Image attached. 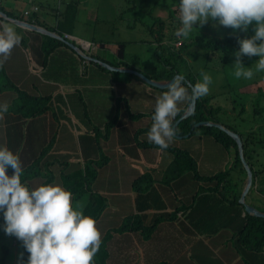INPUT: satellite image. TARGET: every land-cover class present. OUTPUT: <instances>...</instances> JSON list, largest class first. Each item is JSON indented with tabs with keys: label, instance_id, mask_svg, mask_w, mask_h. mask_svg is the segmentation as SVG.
<instances>
[{
	"label": "crops",
	"instance_id": "crops-1",
	"mask_svg": "<svg viewBox=\"0 0 264 264\" xmlns=\"http://www.w3.org/2000/svg\"><path fill=\"white\" fill-rule=\"evenodd\" d=\"M54 1L4 0L1 7L11 17L49 31L56 32L57 26H62L66 33L71 31L68 35L77 47L74 51L59 46L46 57L45 35L11 22L7 23L9 27L5 22L0 24V32L11 28L22 36L2 66L11 86L0 93V104L8 106L0 114V145L5 142L22 160V167L26 166L25 183L35 187L48 177L54 181L55 172H61L62 167L55 171L52 168L64 160H69V164L63 173L72 175L83 173L90 163L104 159L105 163L96 168L91 186L106 200V208L97 220L103 228L118 227L125 216L137 215L147 226L156 217L176 214L173 219L163 218L156 224L149 240L142 239L138 232L112 234L107 243L106 264H124L121 252L131 245L140 247L141 242V257L150 247H156L169 264H245V258L250 264H261V257L257 256L255 262L251 252L237 244L246 220L242 207L226 200L219 193V185L216 189L213 183L203 184L188 170H176L175 156L170 150L147 146L153 144L147 136L152 125L153 99L156 101L165 91L157 92L136 81L126 85L132 79L115 75L125 72L111 71L100 64L118 63L123 55L119 49L124 47L111 36L104 20L106 15L97 13L93 0H63V6L78 12L71 13L72 20L68 23L66 14L53 11ZM16 5L29 15L24 17ZM34 6L39 11L32 12ZM77 25L85 31H77ZM11 91H15V96ZM24 94L31 98L49 97L44 113L30 116L26 107L28 97ZM185 104L184 101L178 105L177 114ZM29 105L30 111L40 106L38 102ZM143 133L144 140L138 135ZM3 134L7 135L6 141L1 139ZM198 135L199 139L193 140ZM210 139L200 130L188 138L174 139L169 147L187 151L197 164L207 157L210 168L199 169L208 176L209 172H223L230 165L225 154L220 152L218 158L219 147ZM166 171L171 175H166ZM146 173L145 178L151 180L148 190L143 193L133 190V182ZM241 177L235 173L231 179L227 178L236 194L243 187ZM145 183L140 181L141 186ZM262 188L264 173L255 176L247 203L264 212ZM196 191L202 193L194 201ZM78 200L77 208H84L88 193ZM136 257L132 255L129 264H147L143 260L138 263Z\"/></svg>",
	"mask_w": 264,
	"mask_h": 264
},
{
	"label": "clouds",
	"instance_id": "clouds-1",
	"mask_svg": "<svg viewBox=\"0 0 264 264\" xmlns=\"http://www.w3.org/2000/svg\"><path fill=\"white\" fill-rule=\"evenodd\" d=\"M3 1L4 0H1L0 7H2ZM178 9L180 24V27L176 30V35L178 36L187 37L194 29H196L193 27L194 25L202 26L210 20L215 21L214 26L218 25L224 28H231L233 31L241 30L246 32L249 26H252L253 34L245 39L238 40V50L233 53V56L235 57L232 64L235 69L234 74L237 78L243 77L251 79L253 77L254 73L251 68L244 67L243 65L244 57L249 59L257 57L258 59L255 61L256 71H264V0H178ZM33 10V12L39 11L37 6H34ZM0 12L6 14L2 9H0ZM6 15L8 18L39 27L26 20L14 18L8 14ZM28 15V11L23 13L24 17ZM0 19H2L0 24L4 21L11 22L2 16H0ZM13 24L16 25L15 23ZM42 29L58 35L62 39L46 34L43 35L65 42L66 46L77 51V47L71 42L68 34L63 35L49 31L45 28ZM21 39L22 37L11 28H5L0 32V67L3 66L8 59L11 50L20 43ZM176 42L179 43V47L181 42ZM100 64L102 65V63ZM124 69L133 70L126 67H124ZM200 75L202 80L191 86L190 94L189 89L187 88L190 84L188 81H186L187 84H185V78L180 74L175 75V78L173 77L174 79L172 78L173 80L167 88H163L167 91L155 101L151 117L152 125L147 132L148 139L153 144L147 146L156 147L160 150L168 149L174 154L177 153L176 150H180L179 148L169 147L174 139L181 140L188 138L197 131H200V129H198L200 127H213L205 125L195 127V124L199 122L219 124L212 121L202 120L195 123L188 132L181 133L182 131L178 128L179 124L187 119L194 112L193 110L187 118H184L174 126L175 122L186 112L190 103L195 101L196 104L197 99L206 96L209 93L210 85L213 82L212 76L203 71ZM145 85L151 89L155 88L146 83ZM163 89H161V91H163ZM185 100L189 102V105L185 104L177 114L178 105ZM7 108V104H0V114L6 112ZM221 126L224 127L223 125ZM224 128L228 129L227 127ZM231 132L236 133L239 136L237 132ZM138 135H142L144 140L146 134L143 133ZM241 143L243 142L241 141ZM104 163V159L100 162L90 163V166H87L83 173L80 172L79 174L66 175V173L63 172L66 166H68L69 160H64L63 163L52 168L55 171L57 168L61 169L62 167L61 172L58 174L55 172L56 178L54 181L48 177L43 184L33 187L26 184L25 179L24 181L21 179L23 167L19 156L13 153L7 146L0 145V219L3 221L0 223V230L10 236V239L8 240L16 241L18 246L21 244L24 251L18 257L17 264H92L93 257L99 251L102 243L101 239L105 234L102 233L101 235L96 227L98 222L92 217L83 214L82 207L80 209L77 208L79 207L78 198L81 199L82 195L79 196L78 193L71 192L69 182L72 184L75 181L81 180L86 189H89L93 194H97L105 200L103 196L94 192L91 188L96 177V168L102 166ZM9 169L11 170V174L9 173ZM225 171H227V169ZM146 175L147 173L143 174L138 180ZM91 176H93V178L88 184L86 179ZM229 177L231 179V176ZM246 181L247 173L243 180L241 191L240 189L239 191L236 190L237 194L234 191L232 193H227L223 190L227 183H229V180L226 178L219 184V193L221 194L223 191V195H221L226 200L230 201V203L234 202V200L237 201L238 206L242 207L245 216H253L245 211L242 203H239ZM254 186L255 177H252L251 175V183L243 201L245 204L256 209L254 206L247 203L248 194L252 192ZM262 189L264 190V188ZM258 211L262 212L260 210ZM127 218L129 217L125 216L118 227L110 229L111 235L114 233L133 232L132 230L117 232ZM138 233L141 235L142 239H144L142 234L140 232ZM151 237L144 240H149ZM25 253L27 254L26 260L24 259ZM137 257H139L140 260L146 261L147 264L156 261L154 258L152 261H149V255L147 252H145L142 257L141 254H137Z\"/></svg>",
	"mask_w": 264,
	"mask_h": 264
},
{
	"label": "trees",
	"instance_id": "trees-1",
	"mask_svg": "<svg viewBox=\"0 0 264 264\" xmlns=\"http://www.w3.org/2000/svg\"><path fill=\"white\" fill-rule=\"evenodd\" d=\"M178 11V0H124L123 3H120L117 7V14H114L113 16L114 19H108L109 22L107 21V28L112 27L110 29V34H113L117 31L118 28L114 29V26L118 24H123L127 28H135L136 25L142 26L144 28V31H146L147 35L150 37L148 43H151V45L155 47L154 54L157 61L151 70H149L148 72H145L144 70L142 71L140 68H138L137 65H134L133 63H130L125 59V45L128 43V41H121V44H123L124 46L122 49H119L122 51V58L119 59L120 61L118 63L110 65H112L113 67L122 66L131 68L153 80L167 81L172 79L177 74L183 75L185 78V84H187L186 81H188V83L190 84V86H187V88L189 89V94L191 91V86L202 80V77L200 75L202 71H209L210 73V71L217 70L216 74H220L222 78L219 94L216 96V94H213L211 92L212 90L210 89L209 93L206 96L197 99L194 112L187 119L183 120L179 124L178 128L180 129V131H183L181 133H186L190 130L191 127H193L195 123L206 120L219 123L224 127H227L229 130L237 132L240 136L241 141L243 142V156L245 161L247 162L249 169L252 172V177H255L257 174H263L264 90L258 88L253 93L241 92L240 87H242L243 85L249 87L250 85L248 83H250L251 81L249 79L246 81H240V78H237L235 76V69L232 65L235 59V57H232L233 53L237 51L239 47L238 40L245 39L251 36L253 34L252 26H249L246 32L241 30L233 31L231 28H225V30L222 29L219 31L220 33L223 32L224 35L207 36L203 33H200L201 29H203V26L194 25L193 27L196 29H194L189 34V36H178L176 35V30L180 27L179 15H177ZM126 13H131L132 19L129 18L126 20ZM1 20L2 19H0V21ZM55 31L58 34L63 35L71 32L67 31L68 33H66L63 27L59 25L57 26ZM44 40L43 50L46 53V57L51 52L56 50L57 47L66 46L65 42L56 40L46 35L44 36ZM176 41L181 42L179 47H175L173 45ZM215 52L224 53L225 57L217 59L212 58L213 56L210 54H213ZM186 57L190 58L192 65L190 63L188 64ZM257 59V57H252L251 59L244 57V67H253ZM216 63L220 67L219 70L212 67ZM139 64L144 65L143 63ZM226 67L230 69L229 72ZM262 72L264 73V71ZM128 75H130L127 79L128 81H130V79H135L138 82L141 80L134 74L128 73ZM212 80L213 82L210 87L214 83L213 77ZM139 83H141L142 85L145 84L142 80ZM10 86V81L4 73L3 68L0 67V92H2L4 89L9 88ZM244 86L242 88H244ZM155 90L157 92H162L161 89ZM163 91L166 92L167 90L163 89ZM25 97H28L27 103L29 104H36V102L40 104L38 108H34L30 111V105L26 103V107L29 109L28 114L30 116H36L38 114L44 113L49 97L31 98L28 95H26ZM185 103L189 105V102L187 100H185ZM224 106L230 107L229 110L231 112L237 113L235 118L232 117L233 120H236L235 125H233V121H230L231 116H229ZM246 116L248 118V121H252V125H259V133L255 134L254 132L248 131L249 134H244L243 131L240 130L241 127H239L238 124L240 122L242 126V121L244 120L243 118H245ZM198 129L202 130L204 135H209V137L212 138L210 139L211 143L217 144V146L219 147V151L223 155L225 154L228 159L230 158L232 160L231 163L234 168L233 174L237 173L241 175V179L244 180L246 177V171L240 161V155L235 141L218 128L200 127ZM253 146L261 147L260 151H262V154H260L261 152L259 151V156H257L256 158H254L256 150H254ZM232 147L234 148V151H232ZM176 152L177 153H174V165H176V170H179L180 172L188 170L190 171L189 174H193L196 179H203L206 181V183L214 182V186L216 187V189L220 182L231 176V172L223 171L213 174L214 176L211 177L200 178L197 163L188 154V152L182 149L176 150ZM252 153L254 154L251 155ZM183 160H186L187 164H184L182 168H179L178 164ZM29 172L31 173L30 170ZM9 173L11 174L10 169ZM27 174L28 172L25 170V173L21 176L22 181L26 179ZM145 177L146 176L142 177L140 180L137 179L134 182L133 189L135 191L143 193L144 191L148 190L151 184V180ZM92 178L93 176L86 179V182L89 184ZM140 181L141 184L144 183V181H146V183L141 186ZM69 185L70 191L73 193H78L79 196L85 193L89 194L87 203L83 208V214L92 217L97 222L98 218L102 215L103 211L106 208V201L97 194H93L89 189H86L81 180L75 181L72 184L69 182ZM232 185L233 183L231 182L227 183L226 187L223 188L224 192L232 193L234 191V189L231 188ZM215 187L214 190H216ZM201 193L202 192H199L198 198ZM221 194L223 195V191ZM231 204H235L236 206H238V202L235 200L234 202H231ZM175 215L176 214L156 217L154 222L147 226L143 224L142 218L135 215L127 218L122 223L117 232L132 230L133 232H140L144 239H148L155 232L157 226L156 224L163 220V218L169 217L173 219ZM2 222L3 221L1 219L0 223ZM110 237V230H106L104 237L101 239L102 243L100 245V249L93 257L92 264H106L109 257L107 243ZM237 244L239 246H242V248L244 249H248L249 252H251L250 255L253 256L251 259L256 260L257 256L261 257L259 259V262H261V264H264V220L246 215L245 227L238 236ZM23 251L24 250L21 244L20 246L16 247L6 237H2L0 248V264H17L18 257ZM157 251L161 253L160 256L158 255ZM150 254L154 259L158 260L156 264H169L167 261L168 258L165 260L162 255V251L158 250L156 247H151ZM26 258L27 254L25 253L24 259L26 260ZM153 258L149 257V261H152Z\"/></svg>",
	"mask_w": 264,
	"mask_h": 264
},
{
	"label": "rangeland",
	"instance_id": "rangeland-1",
	"mask_svg": "<svg viewBox=\"0 0 264 264\" xmlns=\"http://www.w3.org/2000/svg\"><path fill=\"white\" fill-rule=\"evenodd\" d=\"M54 2H55V4H52L51 5L52 7H55L53 11H55V10L57 11L58 10L59 13L66 14L67 22L68 23L71 22V20H72L71 13H78L77 12V9L71 10L70 7L68 8V6L67 7L66 6H63L64 5L63 4L64 3L63 0H61V2H60V4H61L60 5V8L58 7V4H57L58 0H55ZM123 2H124V0H98V1L93 0L91 3H93L94 5H96L98 7L97 13H100V15L107 14L105 16V19H104L105 22H106V24H107L108 19H110V20H113L114 19L113 16H114V14H117V7H118V5L120 3H123ZM16 9L17 10L19 9L18 11H21V13H24V11H25V9L20 8L19 5L18 6L16 5ZM177 15H179V11L177 12ZM131 16H132L131 13H129V14L126 13L125 19L126 20L129 19V18H131ZM4 22H5V24H6L7 27H9L7 25V23L9 25L11 24V23H9L7 21H4ZM66 25H69V24H66ZM214 25H215V21H211V20L208 21L206 24L202 25L203 26V29H201L200 33H203V34H205L207 36L224 35L223 32L220 33L219 31L222 30V29L225 30V28L222 27V26H218V25L214 26ZM111 28L112 27H110L109 29H111ZM116 28H118L117 31L115 32V34H111V36L114 37V38H116V39H118V40H120V41H128V43L125 45V50H126V57H125V59L128 60L130 63H133L134 65H137L138 68H140L142 71L144 70L145 72H148L149 70H151L153 68L154 64L157 61L156 58H155V54H154L155 47L153 45H151V43H148V40H150V37L147 35L146 31H144V28L142 26H140V25H136L135 28H127L123 24L115 25L114 26V29H116ZM76 30L79 31V32L85 31L83 29V26H81V25H77ZM142 41H147V42H142ZM173 45L175 47H178L179 43L178 42H175ZM210 55H212L213 56L212 58H215V59L225 57V54L224 53H221V52H215V53L210 54ZM232 57H234V56H232ZM186 60H187L188 64L189 63L191 64V61H190V58L189 57H186ZM139 63H143L144 65L139 64ZM212 67H214V69H218V70L220 69V67L218 66L217 63L215 65H213ZM227 70H228V72L230 71L229 68H227ZM251 70L253 71L254 75H253V77L251 79H249L251 81L250 83H248L250 86L249 87H246V85L245 86L243 85L244 88H242L243 86L240 87L241 92L253 93L258 88L264 90V73L263 72L256 71V63H255V65L253 67H251ZM206 73H208V74L211 73L210 75L214 79V83L210 87V89L212 90L211 92L213 94H216V96H217L219 94V92H220V85H221V82H222V78H221L220 74H216L217 73V70L210 71V73H209V71H206ZM115 75H117V77H119L121 79H126V80L130 76L128 74H120V73H115ZM239 80L240 81H242V80H245L246 81L248 79H245V78L241 77ZM135 81H137V80L132 79L130 82L126 83V85H129V84H131V83H133ZM139 82H141V81H139ZM143 85L146 86L145 84H143ZM129 86H127V87H129ZM14 92L15 91H11L9 93H11L12 95H14ZM221 93H222V89H221ZM128 97L131 98V96H128ZM214 102H215V100H214ZM154 105H155V100L153 99V106ZM224 107L227 110V113L229 114V116H231L230 117L231 118L230 121H233V125H235L236 124L235 123L236 120H233L232 117L235 118V116H236L237 113L236 112H231L229 110L230 107H228V106H224ZM243 119H244L242 121L243 122L242 123L243 125L241 126V124L239 122L238 126L241 127L240 130L243 131L244 134H249L248 131L254 132L255 134L259 133L260 129H259V125L258 124L252 125V121H248L247 116L245 118H243ZM197 132H199V131H197ZM6 136L7 135H5V134L2 135V138H1L2 141L3 140L6 141V138H7ZM199 137L200 136L198 135L197 138H194L193 140H195V139L198 140ZM0 144H1V141H0ZM252 145H255V144H252ZM4 146H5V142H4ZM253 147H254V150H256V152H255V154L252 153L251 155L254 154V158H256L257 156H259V153L260 152H261L260 154H262V151H260L261 147H258V146H253ZM232 151H234V148L233 147H232ZM219 157H220V151H219L218 158ZM185 162H186V160H183L182 162H180L178 164V167L179 168H182L184 166V164H187V162L186 163ZM21 163H22V160H21ZM175 166L176 165H174V168H175ZM25 167L26 166H23V172L24 173H25V169H24ZM197 167H198V172H199L200 178L201 177L206 178V177L214 176L213 175L214 173H210V172H209L210 175H208V176H204V175H202L200 173V169H199L200 167L201 168H210V165L208 163V158L207 157L205 158V156H204V158L197 164ZM227 171L228 172L231 171V174L234 173V168H233V165L231 163V159H230V165L228 166ZM166 175H171V174L169 173V171H166ZM204 181L205 180L201 179V182L203 184H211L210 182H207L206 183V181L205 182ZM242 182H243V180H242ZM213 184H214V182H213ZM197 194L198 193L196 191V192L193 193V196H192V197L195 198L196 201L198 200V195ZM142 197H145V195L142 196ZM192 197H191V199H192ZM108 226H110V225H108ZM96 227L100 231L101 235H102V233H104L106 231V229L101 226V222H99L96 225ZM5 236L7 237V239H10V236L9 235H6L2 230H0V246H1V239H2V237H5ZM138 239H141V238L139 237ZM11 242L13 243L14 246H16V247L18 246V244H17L16 241L13 240ZM140 244L142 246V242ZM141 246L140 247H136L135 245H131V246L128 247L129 249H124L121 252V260H122V262L124 264H129L131 262L132 255H136L137 256V254H142L141 253V250H142V247ZM130 250H133V252L131 253ZM150 250H151V247H150V249L148 250L147 253H148V255H149L150 258H153L151 256V254H150ZM18 253H19V251H18ZM137 261H138V263L141 262V260H140L139 257H138ZM243 261H244L245 264L252 263V262L248 261L247 258H245ZM254 261L256 262V260H254Z\"/></svg>",
	"mask_w": 264,
	"mask_h": 264
},
{
	"label": "water",
	"instance_id": "water-1",
	"mask_svg": "<svg viewBox=\"0 0 264 264\" xmlns=\"http://www.w3.org/2000/svg\"><path fill=\"white\" fill-rule=\"evenodd\" d=\"M0 16L10 20L11 22L15 23L16 25L20 26V27H23V28H26V29H30V30H33L35 32H39V33H42V34H46V35H49V36H53L55 38H58V39H62L60 36L58 35H55L51 32H48L42 28H39V27H36V26H33V25H30V24H27L25 22H21V21H17L15 19H11V18H8L6 14L0 12ZM72 47V46H71ZM102 65L111 70V71H119V72H125V73H129V74H134L136 75L137 77L141 78L146 84L152 86V87H155V88H158V89H163V88H167L168 85L172 82L173 79H171L170 81H154V80H151L147 77H145L143 74L137 72V71H133V70H130V69H124V68H114V67H110L104 63H102ZM194 104H195V101L190 103L189 107L187 108L186 112L175 122L174 126L177 125L180 121H182L184 118H187L194 110ZM200 125H205V126H213V127H216L218 129H221L222 131H224L226 134H228L231 138L234 139V141L236 142L237 144V148H238V152H239V155H240V160H241V163L243 164L245 170H246V173H247V181H246V185H245V188L241 194V197L239 199V203H242L244 205V208H245V211L253 216H256V217H260V218H263L264 219V213L262 212H259L258 210L254 209L253 207L247 205L244 203V197L248 191V188L250 186V183H251V171L246 163V161L244 160L243 156H242V153H243V150H242V143H241V140L239 138V136L236 134V133H233L231 131H229L228 129L222 127L221 125L219 124H212V123H208V122H199L197 124H195L194 126L195 127H198Z\"/></svg>",
	"mask_w": 264,
	"mask_h": 264
},
{
	"label": "built area",
	"instance_id": "built-area-1",
	"mask_svg": "<svg viewBox=\"0 0 264 264\" xmlns=\"http://www.w3.org/2000/svg\"><path fill=\"white\" fill-rule=\"evenodd\" d=\"M0 2H1V0H0Z\"/></svg>",
	"mask_w": 264,
	"mask_h": 264
},
{
	"label": "bare ground",
	"instance_id": "bare-ground-1",
	"mask_svg": "<svg viewBox=\"0 0 264 264\" xmlns=\"http://www.w3.org/2000/svg\"><path fill=\"white\" fill-rule=\"evenodd\" d=\"M141 81V80H140Z\"/></svg>",
	"mask_w": 264,
	"mask_h": 264
}]
</instances>
